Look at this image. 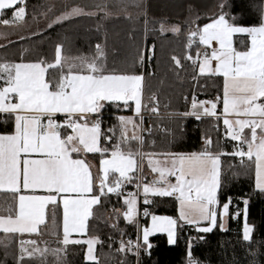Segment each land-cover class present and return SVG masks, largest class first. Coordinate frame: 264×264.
<instances>
[{
  "label": "snow or ice",
  "instance_id": "obj_1",
  "mask_svg": "<svg viewBox=\"0 0 264 264\" xmlns=\"http://www.w3.org/2000/svg\"><path fill=\"white\" fill-rule=\"evenodd\" d=\"M18 3L24 4V0H0V9H11ZM94 9L85 11L79 5H74L55 16L47 27L51 28L73 17L95 16L99 12L102 13L103 20L112 14L108 11L107 4H97ZM25 15V7H17L12 12L13 20L4 19L0 23L8 25L22 21ZM227 17L228 14L221 5L219 15L190 30L187 37L189 44L197 37L202 45L211 46L215 42L216 47L212 49L211 56L197 59L201 74H220L223 77L225 136L236 142L231 153H224L223 150L213 152L211 138L204 140L203 149L198 152L144 153L141 148L145 140L141 133L150 131L151 126L143 129L132 116H118V124L109 131L119 128L120 135L115 137L116 143L112 145L111 155L108 156V149L99 147L101 138L105 143L112 140V137L104 136L101 130V112L105 102L116 104L117 108L118 102H122L127 108L131 101L134 103L131 110L136 115H140L142 107L147 106L142 102L143 74L109 72L102 62L104 53L100 44L96 45L97 55L94 57L66 56L63 54L62 44L57 43L55 59L51 63L44 61L43 57L32 62L21 60L0 63V82L3 83V87H0V112L15 114L14 131L0 134V190L16 194L14 208L6 209L7 215H0V229L6 234L37 232L38 225L45 220V206L49 203L60 204L63 206L62 243H69V232L85 229L86 221L92 215V206L99 204L101 196L117 193L125 181H139L140 177L130 174L137 167V155L141 157V161L148 160L153 173H159L151 184H143L144 194L175 196L180 221H186L189 225L200 221L208 222L206 227L198 228L201 232L211 231L217 224L218 217L223 228L225 212L230 207V202H226L222 208H217L222 155L238 157L241 165L247 158L249 165L254 166L255 188L264 193V4L259 6V20L255 24L244 26L236 23L235 17L231 20ZM35 18L34 16L33 19ZM196 19L198 17L193 18L192 23ZM165 30L161 25V31ZM170 30L175 33L180 29L172 26ZM234 34H247L249 43L246 50L241 51L233 46ZM172 59L179 65L175 56ZM188 59L192 57L188 56ZM213 59L214 69L210 66ZM140 60H143V56ZM49 69H59V77L46 79V70ZM151 100L156 102L155 95ZM207 103L210 106H205L204 101L197 103L194 100L193 109L200 108L202 111L186 112L183 115H194L197 119L205 115H221L216 111L215 103ZM149 110L158 112V107L154 106ZM57 113L64 114L65 119L58 122L55 118ZM230 114L243 118L229 119ZM92 115L96 118L89 124ZM140 118L143 119L142 116ZM62 125L72 132L62 135ZM129 127L133 129L131 136L127 135ZM129 141H135L139 146L135 151L129 147L125 152L122 146H128ZM82 152L100 153L104 157L99 162L100 172L103 174V178L98 181L99 191L94 186L90 166L81 158ZM34 154L40 158H32ZM71 154H75L76 158ZM154 156H163V164L158 159L153 160ZM110 173L119 174L115 181L109 182ZM170 177L175 178L174 183ZM21 184L25 191L43 190L48 194H21ZM157 184L163 186L157 187ZM139 186L138 183L137 187ZM105 188L107 192L104 191ZM135 202L133 193L125 197V220L132 219ZM145 203L151 201L146 200ZM152 220L155 222L153 228L156 231H166L168 243L172 244L177 220L157 216H153ZM151 230H144V242L147 245L145 251L151 248L148 243ZM252 231L253 227L245 223L244 241L250 239ZM94 240L95 237L87 242L89 252L85 254L86 260L96 259L91 255ZM137 247H140L139 243ZM118 250L131 252V243L128 246L122 245ZM48 251L47 248L36 247L29 252L22 248L17 264H23L25 255L32 257L39 253L43 256ZM51 251L59 259L61 249ZM186 256V264H200L198 259L193 258L190 247ZM251 264H255V260Z\"/></svg>",
  "mask_w": 264,
  "mask_h": 264
},
{
  "label": "trees",
  "instance_id": "obj_2",
  "mask_svg": "<svg viewBox=\"0 0 264 264\" xmlns=\"http://www.w3.org/2000/svg\"><path fill=\"white\" fill-rule=\"evenodd\" d=\"M263 3L264 0H178L171 5L166 0H149L146 18L142 14H111L102 20V13H97L95 16L73 17L48 28V21L61 8L60 0H24L25 18L10 29L11 34L16 36L0 44V63L37 61L41 57L51 63L55 59L57 43L62 44L66 56L94 57L97 55L96 45L100 44L104 53L102 62L109 72L142 73L144 101L150 100L153 95L156 97L160 115L151 119V131L144 136L143 151L198 152L204 146L202 137H207L212 140L213 152L223 150L230 153L235 142L224 136V128L218 117L194 119L182 116L192 96L198 99L220 96L223 88L221 75L197 72L194 61L199 56L200 44L196 40L189 44L187 33L219 15L221 5L230 20L235 17L238 24H255L259 20V6ZM15 8L3 9L0 20H13ZM195 17L198 19L192 23ZM162 21L178 23L179 32L161 34L157 27ZM248 43L246 34L233 36V46L238 50H246ZM149 45L154 51H149ZM173 56L179 60V65L173 61ZM188 56L192 59H188ZM59 74V69L46 70V79L58 78ZM118 103L117 108L116 104L105 102L102 109L101 130L104 136L112 137V140L105 143L101 138V149H112L116 143L115 137L120 132L119 128L115 131L109 129L118 124L117 114L130 111L123 103ZM13 123V113L0 112V133H11ZM159 126L163 127V131L158 130ZM60 131L62 135L65 134V128ZM138 146L137 142L129 141L128 146H122V150L126 152L130 147L135 151ZM86 157L94 162L96 170L100 153H86ZM220 159L217 204L221 205L227 200L230 202L228 227L225 230L217 224L205 233L176 218L175 241L169 244L164 233L151 235L148 237L151 248L145 251L147 245L141 242L136 259L128 251L118 250L122 239L132 238L137 233L136 221L127 222L123 218L126 205L122 199L124 192L120 191L101 196L87 220L86 235L99 239L95 246L96 261L85 259L84 243H62L60 204H48L45 220L37 232L6 234L0 231V264H17L22 248L30 252L36 247L49 251L43 256L39 253L32 257L25 255L23 264H97V261L98 264H186L189 247L193 258L198 259L200 264H251L253 260L255 264H264V193L254 187V166L249 165L247 158L243 165L240 159L231 155H222ZM145 173L143 167L140 176H144L146 181ZM133 175L136 176L137 172ZM15 195L0 191V215H7L6 209L14 208ZM150 201L140 206L146 207L149 213L177 217L174 197L152 196ZM243 206L246 221L253 227L248 241L243 240L241 232ZM140 222L146 224L147 216ZM31 241L36 243H29ZM53 249H61L59 259L52 253Z\"/></svg>",
  "mask_w": 264,
  "mask_h": 264
},
{
  "label": "crops",
  "instance_id": "obj_3",
  "mask_svg": "<svg viewBox=\"0 0 264 264\" xmlns=\"http://www.w3.org/2000/svg\"><path fill=\"white\" fill-rule=\"evenodd\" d=\"M148 1L149 0H141L140 3H137L135 0H78V4H80V7H82L85 11H93L95 10L94 9V6L97 5V4H100V5H104V4H107L108 6V11H110L113 15H125V16H135V15H143L144 18H146V15H147V10H148ZM178 0H166L167 4H175ZM61 2V8H59L55 15L60 12V11H63V9L67 8L69 6V2H67V0H60ZM16 8L17 7H23V4H17L15 5ZM15 8V9H16ZM3 9H1L2 11ZM15 11V10H14ZM99 13V12H98ZM1 15V13H0ZM20 21H17L15 23H10L8 24L7 26L8 27H16L18 24H19ZM209 22V21H208ZM207 22V23H208ZM176 24L179 28V24L176 23V22H166V21H162L158 24V31L161 33V34H166V33H174L172 32L170 29H166L165 31H161V25L164 26L167 25V24ZM5 25V24H4ZM165 27V26H164ZM236 35V34H234ZM247 35V34H246ZM196 42H198L200 44V48H205L207 51H208V55L207 56H211L212 55V49L214 47H216L215 45V42H212L211 46H206V45H202L200 42H199V39L198 37L196 38ZM152 49V46L149 45V50ZM198 55H199V50H198ZM199 57V56H198ZM201 59V58H199ZM203 59V58H202ZM21 62V61H19ZM23 62H27V61H23ZM29 62H32V61H29ZM196 62V69H197V72L199 74L200 73V70H199V60L196 59L195 60ZM210 66L214 69L215 68V60H211L210 61ZM117 74H120V73H117ZM141 74V73H140ZM204 74H209V73H204ZM220 75V74H219ZM222 76V75H221ZM223 79V77H222ZM223 82V81H222ZM143 85H144V78H143V84H142V102H144V98H143ZM0 87H3V83L0 82ZM196 101L197 103L199 101H204L205 102V106H210L207 102L211 101L213 103H215L217 105V108H216V111L218 113H220L221 115L218 116V118L220 119L221 121V124L223 125V128H224V136H225V131H226V126L223 124V119H224V114H223V88H222V94L220 96H213V97H210V98H202V99H198V98H192V100H190L189 102V106H188V109L182 113V116L184 117H192L194 119H197L196 116L194 115H183L184 113L186 112H192V111H202V109L200 108H196V109H193L192 105H193V101ZM12 102L14 103L15 102V98H14V95H13V100ZM122 103V102H121ZM134 107V103L133 102H129V107L130 108L129 112H123V113H119L117 114V117L118 116H132L134 121L136 123L139 124V121H138V115H136L132 110L131 108ZM126 108V107H125ZM14 115V123H13V131H14V126H15V114ZM61 116H65L64 114H61V113H57L56 114V117H61ZM94 116L93 118L95 119V115H92ZM205 116H211V117H217V116H212V115H205ZM205 116H201V117H205ZM228 118L229 119H238V118H243V117H237L235 115H228ZM88 123H90V121H88ZM62 128H65V134L64 135H68L72 132L71 129L67 128L66 126L62 125L61 129ZM60 129V130H61ZM246 132L248 131L247 129L245 130ZM0 134H5V133H0ZM133 134V129L131 127L128 128V131H127V135L128 136H131ZM226 138L232 140L230 137H227L225 136ZM235 142V141H234ZM236 143V142H235ZM99 147H100V142H99ZM246 150V148H245ZM142 152L144 153H152V152H146V151H143L141 149ZM233 151V149H232ZM195 152V151H194ZM172 153H191V152H172ZM73 155V158H76L75 157V154H71ZM32 158H40L38 155L34 154ZM81 158L85 159L87 164L90 166V171H91V174H92V177L94 176V171H95V164L94 162L89 159L88 157H86V153L82 152L81 153ZM140 156L137 155L135 157V160L137 161V167L134 169V172L133 173H130L131 175H133L135 172H137V175L138 177H140V182H139V187H134L132 189H130L128 192H125L123 195H122V199L124 200V195L126 194H129V193H132V192H135L136 196H137V204L136 206L134 207L133 209V216H132V219L131 220H125L124 218V213L127 211V207H125V209L123 210L122 212V215H123V218L125 221L129 222V221H132V220H135L136 223H137V233H136V236L139 240V242H144V238H142V233L144 235V230L145 228H150L152 229L150 232H149V236L151 235H154V234H157V233H164L167 237V241H168V234L166 231H156L154 228H153V225H154V221L152 220V217L153 216H157V217H172L173 219H176L179 217V213L177 211V202H176V214H177V217H174V216H171V215H167V214H157V213H147L146 215H139L138 211L140 208H142L140 206V204H148V203H145L146 200L150 201L151 197L152 196H159L158 194H154V193H148V194H144L143 192V184L144 183H149L151 184L153 180H155L159 173H153L151 171V168L149 167L148 165V160L145 159L146 163H145V170H146V173L145 175H147V180L145 181V177L144 176H140V170L138 168V164H139V160H140ZM160 160L161 161V164H163V161H164V157L163 156H154L153 157V160ZM170 180L171 182H175V178L174 177H170ZM136 179H133L131 182H135ZM129 182L125 181L121 184V189L118 190V192L122 191V188L128 184ZM253 183H254V187H255V171H254V180H253ZM157 187H162L163 185L162 184H157L156 185ZM256 189V188H255ZM258 190V189H257ZM0 191H7V190H0ZM218 191V190H217ZM7 192H10V191H7ZM21 194H25V195H47L48 193L43 191V190H36L35 192H32V191H25L22 187V184H21ZM171 197H174L175 196H171ZM176 201V199H175ZM125 202V201H124ZM226 202H229V200H227ZM224 202V203H226ZM15 203H16V195H15ZM224 203H222L221 205H218L217 204V208H222V206L224 205ZM51 204V203H49ZM47 206V205H46ZM46 206H45V209H46ZM61 207V211H62V218H61V232H62V238H61V241L64 240V228H63V206L60 205ZM93 207V206H92ZM92 210V209H91ZM45 211V210H44ZM245 212V213H244ZM228 214H229V210H227L225 212V216H224V219H223V228H221V225H220V222H219V217H218V221H217V224L219 225L220 229L222 230H225L227 227H228ZM236 213L233 214V217H235ZM147 216V223L145 225H142V223L140 222V219H142L143 217ZM244 217L246 219V211L245 209L242 210V226H241V232H243V228H244ZM89 218V217H88ZM88 220V219H87ZM184 223L188 224L186 221H183ZM42 224V223H41ZM40 224V225H41ZM86 224H87V221H86ZM208 224V222L206 221H200L198 224H193L192 226L194 228H202V227H206ZM216 224V225H217ZM40 225H38V229L40 227ZM214 225L213 228L216 226ZM0 231H3L2 229H0ZM175 235H176V228H175ZM148 236V237H149ZM243 236V234H242ZM91 237V236H87L86 235V226H85V229L83 231H80V232H69L68 234V240H69V243H76V241H79V243H84L85 244V247H86V242H87V239ZM92 237H95V236H92ZM96 238V242H95V246L98 242V237H95ZM174 241H175V237H174ZM65 244V243H63ZM68 244V243H67ZM85 257V255H84ZM95 260H89V261H96L97 260V257L95 256Z\"/></svg>",
  "mask_w": 264,
  "mask_h": 264
},
{
  "label": "rangeland",
  "instance_id": "obj_4",
  "mask_svg": "<svg viewBox=\"0 0 264 264\" xmlns=\"http://www.w3.org/2000/svg\"><path fill=\"white\" fill-rule=\"evenodd\" d=\"M137 3H140L141 2V0H135ZM67 2H69L68 4H69V6L67 7V8H65V9H63V11H60V12H58L56 15H54L53 17H51V19L48 21V23L52 20V19H54V17L55 16H57V15H59L61 12H64V11H66L67 9H69V8H71L72 6H74V5H79L80 6V4H78L77 2H78V0H67ZM264 4V3H263ZM0 13H1V9H0ZM209 21V20H208ZM208 21H206L205 23H207ZM15 23V22H14ZM47 23V24H48ZM205 23H203V24H205ZM202 24V25H203ZM9 26V25H8ZM7 25H4L3 23H0V44H3V43H5V42H7L9 39H11L12 37H14V36H16V35H13V34H11V32H10V29L13 27V26H15V25H13L12 27H8ZM164 28L165 29H171V27L172 26H177L175 23L174 24H167V25H165L164 24ZM244 26H246V25H244ZM241 51H243V50H241ZM204 56H201V55H199V58H203ZM92 120H95L94 118L92 119ZM90 123H91V121H90ZM89 123V124H90ZM204 139L202 140V142L204 143V140L207 138V137H203ZM111 151H112V149L111 150H108V156H110L111 155ZM232 152V151H231ZM230 152V153H231ZM224 153H227V152H224ZM102 158H104V157H100L99 158V161H98V163H97V165H96V170H95V180H94V186L97 188V191H99V188H98V181L100 180V179H102L103 178V174L100 172V160L102 159ZM238 158V157H237ZM239 159V158H238ZM246 159V158H245ZM145 163H146V161H145V159L143 160V161H141V158H140V160H139V164H138V168H139V170H141L144 166H145ZM141 165H142V167H141ZM119 174L118 173H110L109 174V182H111V181H115V179H116V177L118 176ZM110 186H114V185H111L110 184ZM104 191L105 192H107V189L105 188L104 189ZM134 195H135V200H136V202H135V206H136V204H137V196H136V194H135V192H132ZM128 196V194H126V195H124V201H125V197H127ZM243 200V202H245L246 200L245 199H242ZM125 205H126V207H127V204L125 203ZM134 206V207H135ZM245 209V207L243 206V208H242V210H244ZM245 213V212H244ZM245 223H247L248 225H251V224H249L247 221H246V219H245V217H244V225H245ZM142 225H145L144 223H142ZM196 230H198V228H195ZM242 234H243V232H242ZM93 238L94 237H89L88 239H87V242L88 241H90V240H93ZM142 238H144V235H143V233H142ZM86 242V247H85V252H84V255L86 254V253H88L89 252V244ZM95 242H96V238H95V240L93 241V243H92V247H91V255L92 256H94L95 257ZM121 246H122V244L120 245V247L119 248H121ZM89 260H91V259H89ZM89 260H87V261H89Z\"/></svg>",
  "mask_w": 264,
  "mask_h": 264
},
{
  "label": "built area",
  "instance_id": "obj_5",
  "mask_svg": "<svg viewBox=\"0 0 264 264\" xmlns=\"http://www.w3.org/2000/svg\"><path fill=\"white\" fill-rule=\"evenodd\" d=\"M199 55L206 56V55H208V51L205 48H200L199 49ZM192 98H195V97L192 96L190 100H192ZM143 104L146 105L147 107L146 108L142 107L141 113H140V115H138V121H139L140 126L143 129H148L149 126H151V119H152V117L158 116V115H160V113H159V111L158 112H152V111L149 110V109H151L154 106L157 107V102H153L151 100V98L148 101H144ZM141 116L143 117L142 120L140 118ZM55 118H56V120L58 122H61V121H63L65 119V116H61V117H56L55 116ZM158 130L159 131H163V127L162 126H159L158 127ZM150 131H151V127H150ZM150 131H147V130L146 131H143L141 133V135H143V137H144L146 134H149ZM203 139L204 138L202 137V140ZM139 182H140V179H139V181L136 179L135 182H129L128 184H126L122 188V192L125 193V192H128L130 189H132L134 187H137V184ZM138 213H139V215H146L148 213V210H147L146 207H142V208L139 209ZM120 243L123 246H128L129 243H131V249L132 250H131V252H128V253L134 255L135 258L137 259L138 255H139L140 248H141V246L139 248L137 247V243H139V245H140V242H139L137 236H134L132 238L126 237V238L122 239L120 241Z\"/></svg>",
  "mask_w": 264,
  "mask_h": 264
},
{
  "label": "bare ground",
  "instance_id": "obj_6",
  "mask_svg": "<svg viewBox=\"0 0 264 264\" xmlns=\"http://www.w3.org/2000/svg\"><path fill=\"white\" fill-rule=\"evenodd\" d=\"M141 243V242H140Z\"/></svg>",
  "mask_w": 264,
  "mask_h": 264
}]
</instances>
